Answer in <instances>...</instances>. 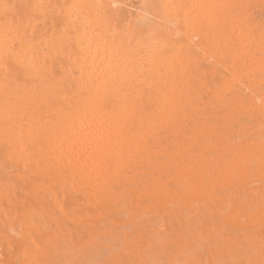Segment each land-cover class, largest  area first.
Instances as JSON below:
<instances>
[{"label":"bare ground","instance_id":"6f19581e","mask_svg":"<svg viewBox=\"0 0 264 264\" xmlns=\"http://www.w3.org/2000/svg\"><path fill=\"white\" fill-rule=\"evenodd\" d=\"M262 21L264 0H0V264L259 259ZM109 32L159 47L117 108L121 149L87 167L81 71Z\"/></svg>","mask_w":264,"mask_h":264},{"label":"snow or ice","instance_id":"6c2138e0","mask_svg":"<svg viewBox=\"0 0 264 264\" xmlns=\"http://www.w3.org/2000/svg\"><path fill=\"white\" fill-rule=\"evenodd\" d=\"M209 9L219 8L218 5L198 6ZM5 37L16 30L15 19L9 24L7 15L9 6L4 5ZM185 23L193 26L200 21L194 16H185ZM264 29V21L261 22ZM98 38L90 40L88 50L95 48L91 62H85L81 71L80 88L84 95L83 111L80 119L83 127L75 133V146H78L82 162L87 167L110 165L114 156L121 149L120 137L123 122L119 118L117 108H124L126 103L125 89L135 88L145 70L146 53L159 47V41L136 39L135 45L127 37L117 38L116 33H97ZM264 79V77H262ZM120 93L118 96L117 93ZM264 170V145L261 155ZM223 168L218 175H223ZM259 259L233 261L231 264H264V244L261 245ZM112 264H139L125 260H114ZM157 264V262H151ZM178 264V262H173ZM227 264V262H219Z\"/></svg>","mask_w":264,"mask_h":264}]
</instances>
